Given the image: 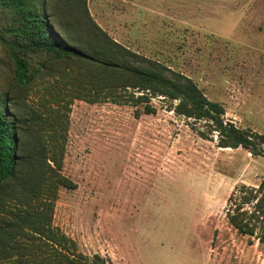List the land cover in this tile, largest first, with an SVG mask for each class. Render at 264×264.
Masks as SVG:
<instances>
[{
	"label": "rangeland",
	"instance_id": "374dc122",
	"mask_svg": "<svg viewBox=\"0 0 264 264\" xmlns=\"http://www.w3.org/2000/svg\"><path fill=\"white\" fill-rule=\"evenodd\" d=\"M158 1L134 13L146 23L139 41L110 36L190 77L224 107V121L264 134V0ZM7 69L0 48V79ZM43 91L30 88L25 113L48 117ZM150 103L155 111L139 117L125 102L69 105L62 173L76 187L58 190L52 219L67 251L104 264H264V244L226 218L228 197L264 176V155L219 147L205 121L174 112L176 100Z\"/></svg>",
	"mask_w": 264,
	"mask_h": 264
},
{
	"label": "trees",
	"instance_id": "16d2710c",
	"mask_svg": "<svg viewBox=\"0 0 264 264\" xmlns=\"http://www.w3.org/2000/svg\"><path fill=\"white\" fill-rule=\"evenodd\" d=\"M0 48L8 64L0 79V263L104 264L97 254L93 262L70 255V239L52 223L58 190L76 187L62 173L73 99L125 102L139 117L155 111L150 98L159 95L176 100V114L205 121L219 147L264 155V134L224 121V107L190 77L116 42L87 0H0ZM33 85L44 90L47 118L25 113L21 100ZM228 201L229 224L264 244V176Z\"/></svg>",
	"mask_w": 264,
	"mask_h": 264
},
{
	"label": "crops",
	"instance_id": "0c3cea01",
	"mask_svg": "<svg viewBox=\"0 0 264 264\" xmlns=\"http://www.w3.org/2000/svg\"><path fill=\"white\" fill-rule=\"evenodd\" d=\"M119 1L120 9L108 5V3L111 2L112 4H114L113 0H87L88 10L96 23L102 29L107 31L109 35H113V32L116 31L117 35L123 37L125 36V39L128 42L139 41L140 39L136 37H138L139 35L141 36L146 32L144 30V27H142V25L146 23L137 18L134 13L136 12L137 8H139V10L143 9L145 11H151L150 7H148L151 5V0H144L147 2L141 4H146L147 6H137L135 3L129 2V0ZM158 2L159 3L155 6L156 8H169V1L164 2V0H159ZM149 3L150 5H148ZM155 7L153 8L155 9ZM113 39L118 41L117 38Z\"/></svg>",
	"mask_w": 264,
	"mask_h": 264
}]
</instances>
